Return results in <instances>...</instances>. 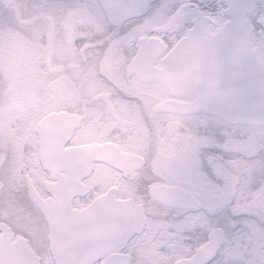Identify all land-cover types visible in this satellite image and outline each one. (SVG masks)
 I'll list each match as a JSON object with an SVG mask.
<instances>
[{"label": "flooded vegetation", "instance_id": "1", "mask_svg": "<svg viewBox=\"0 0 264 264\" xmlns=\"http://www.w3.org/2000/svg\"><path fill=\"white\" fill-rule=\"evenodd\" d=\"M97 3H100L99 0L91 1L89 4L84 1L80 6L75 7L83 13V15L76 17V21L83 24H90V26L86 25L79 29L82 37L77 60L79 67L77 77L75 80H72L67 73H60L58 75V77H64L62 82H72L74 84L77 95L73 101L82 98L87 104L93 103L95 105L94 107H96L94 109L95 113L91 114L89 118L87 117V124L75 137H73L72 132L64 137L62 143L63 154L58 162L51 165L53 167L52 169L44 167L40 154L39 140L36 134V150L43 169L41 181L42 191H39L37 185H35L37 180L33 176L21 177L25 184L30 183L33 186L19 190L17 188L13 189V179H16V176L4 175L6 162L0 160V250L9 244L13 247H18L14 255L20 264H27V258L29 256L34 258V264H57L51 250L54 235L51 231L50 221L41 204L43 202L46 211L53 216L60 211L66 210L67 197L63 196L60 199L52 192V189L58 188L57 185H60L59 188L62 187L65 189L67 187L68 194L77 190L69 202L70 207L75 210L89 208L113 187L117 189L114 194L118 198L133 200L143 204L146 216L143 232L130 236L119 250H113L97 256L88 264H104L108 260L113 259L123 264H138L139 257L136 254L134 255V250L136 249L137 251L140 245H136L134 240L136 237L142 235L147 227L149 219L147 207L149 204L153 203L164 209H169L172 212H183L187 215L193 214L195 212L194 209L200 204V201L197 200L199 204L195 208L170 206L155 198L152 190L149 195L146 194V190L142 187L138 190V186L146 175L143 167L144 161L148 153L153 149L158 156L163 153L169 156L175 155L178 152L182 153L188 163H190V159L194 156L197 158L198 163L197 153L202 144L197 139L199 135L196 134L197 128L194 127V124L198 123L200 119L202 121H208L210 118L214 119V116L207 115L203 112L191 115L162 112L158 106L162 100L170 97L168 88L158 80L142 79L135 72L133 62L139 54L141 39L148 40L151 37H159L162 39L161 37H163L162 40L164 42L169 39L177 42L180 40L177 33L183 28L185 20L189 18L198 22L202 20L203 28L206 31L217 32L227 21L220 14L218 5H223L224 8H227V0H157V3L199 4L201 8L206 10V13L202 14L197 11L193 15L191 12H184L182 10L175 16H171L165 10H161L140 27L135 28L126 37L119 39L114 38V35L109 30L103 34L97 33V29H95L96 27L93 24L98 21L105 22L99 15H96L98 13L94 9V6ZM159 18H164V21L156 25ZM171 20H173L171 28L167 31L159 29ZM48 21H50V18H48ZM139 30H144L145 33L135 37L134 32ZM253 36L254 33L251 40L255 45L263 42H256ZM114 42L116 47H111L110 45ZM164 57L165 53L156 57L153 65L162 67L165 63ZM98 88H102V91H97ZM162 89L166 90V96L162 95ZM61 102L67 104L72 101ZM61 111L71 115L77 114L80 121L85 118L80 111ZM97 112H100L98 117H96ZM166 114L172 116V118H165L164 116ZM131 119L137 120L142 128L128 127ZM102 122L107 125L106 128L98 129V124H103ZM170 122H174L177 126L174 127L170 134L168 133L169 135L166 134L164 136V139L168 141L166 142L168 148L161 150L164 135L161 125L162 123L166 124ZM226 124L235 131H240L242 134L252 137L254 153L258 149L264 148V125ZM114 131L115 134L113 135ZM199 131L203 132L202 129H199ZM94 144L108 145L107 147H109L111 156H115V151L117 152V150L122 154L129 155L130 158L121 163L127 166L128 169L135 168V176H125L124 172L118 169L115 164L103 160L86 161L84 165H79L75 159L73 150L78 147ZM78 160L79 162L81 161V159ZM66 162L70 163L69 167L66 166ZM74 162L75 165L71 166ZM99 167L110 168L116 173L119 180L102 190L98 187L96 181V172ZM257 181L259 187H256L254 190L256 194L255 206H250V211L247 213L260 212L259 199L264 194V174ZM121 182L127 185L126 189L121 186ZM63 184H66V186H63ZM205 184L207 182L203 181L193 186L196 191L191 199H196V196L200 195ZM158 185H170L173 187V192L177 199L187 198L175 184ZM213 193L215 195L229 193L230 197L228 201L235 196V193L231 190L219 193L214 190ZM185 200L188 201L190 199L187 198ZM201 212L204 214L203 211ZM204 216L206 218L208 217L205 214ZM9 221L11 225H15L17 230L27 234L28 238L14 232L13 227L8 223ZM211 234L207 235L205 243L209 241ZM253 234L255 235V233ZM224 240L225 234L223 242ZM222 244L215 257L220 254ZM200 247L193 253H189L180 259L192 257ZM114 254L117 255L114 256Z\"/></svg>", "mask_w": 264, "mask_h": 264}, {"label": "rangeland", "instance_id": "2", "mask_svg": "<svg viewBox=\"0 0 264 264\" xmlns=\"http://www.w3.org/2000/svg\"><path fill=\"white\" fill-rule=\"evenodd\" d=\"M84 1L89 4L94 0H15L7 7L0 2V46L6 43L17 46L9 59L0 60V160L6 162L4 175L16 176L13 189L33 186L21 179L33 176L37 180L35 185L42 191L43 169L36 150L35 127L45 115L53 112L48 110L51 106L61 103L51 89L53 80L60 73H67L75 80L79 73L77 60L82 37L79 29L90 24L76 21V17L83 13L75 7ZM163 21L164 18H159L156 25ZM93 25L97 33L108 32L105 22L98 21ZM142 33L145 31H136L134 36ZM253 39L264 42V34L254 31ZM110 46L116 47L115 42ZM162 95L166 96L165 89H162ZM77 104L85 106L84 112L88 118L95 113L96 107H88L94 104H87L82 98L66 105ZM99 115L100 112H97L96 117ZM164 117L172 118L167 114ZM211 120L200 119L194 127L197 128L199 124V129L204 131L205 124ZM106 126L103 123L97 127L105 129ZM175 126L177 124L174 122L162 123L164 135L161 150L168 148L164 136L170 134ZM128 127L142 128L133 119ZM224 130L231 135V147L238 154L242 153L244 159H236L230 165L219 160L212 161L217 173L223 177V186L215 191H233L235 196L230 201L235 204L236 211L247 214L250 206H255L254 190L259 187L257 180L264 174V165L248 159L254 154L252 137L235 131L227 124ZM197 139L201 144L205 143L203 136L199 135ZM96 176L97 185L102 190L119 180L108 167H99ZM203 181L201 179L199 183ZM120 184L127 188L124 182ZM147 212V227L134 240L136 245H140L137 251L134 250V255L139 257L138 264H174L177 259L193 253L205 243L207 235L218 227L202 212L187 215L153 203L149 204ZM236 219L238 226L229 236H225L220 254L213 261L224 264H258L264 261L263 229L243 216Z\"/></svg>", "mask_w": 264, "mask_h": 264}, {"label": "water", "instance_id": "3", "mask_svg": "<svg viewBox=\"0 0 264 264\" xmlns=\"http://www.w3.org/2000/svg\"><path fill=\"white\" fill-rule=\"evenodd\" d=\"M4 6H9L14 0H0ZM100 3L104 0H99ZM229 4L233 0H227ZM109 3H119L120 0H107ZM130 3H141L142 0H129ZM198 33L193 36L189 33L183 40L176 43V48L169 51L165 56V65L161 68L153 65L156 57L167 49L165 43L159 38L149 40L142 39L140 51L133 62L135 72L145 80H158L169 89L170 98L159 104V109L165 112H174L183 115L206 112L203 109L197 110L198 96L196 87L207 81L209 86H214L216 74L223 68L225 63H243L250 79L253 82V89L250 92V108L246 115L240 117V123L230 124H252L263 125L258 116L260 105V66L264 63L260 52L264 44L253 46L250 36L253 32L251 24L244 19L234 39V47L229 55L218 53L211 48V39L223 31L227 22L222 28L211 33L205 31L202 20L195 21ZM201 22V23H200ZM173 25V20L164 25L161 30L167 31ZM64 77L60 76L54 80L52 89L57 93L61 101H71L76 98L77 92L71 82H62ZM182 98L184 100L178 99ZM80 122L77 114H68L63 111L52 112L46 115L37 123L36 132L39 138L41 159L45 168L52 169L51 165L58 162L63 154L62 143L65 136L69 135L77 123ZM106 144H94L78 147L73 150L75 159L80 165L86 161L103 160L111 162L122 170L125 176H135V168L128 169L121 162L130 158L118 150L115 156L110 155ZM81 155V157H79ZM176 155V154H175ZM174 155L161 154L160 166H166L167 160ZM78 159H81L79 162ZM197 158L192 156L189 163V171L195 173ZM70 163L66 162L69 167ZM75 165V162L71 166ZM67 168V167H65ZM66 186V184H63ZM52 189L53 194L60 199L67 197L65 211L57 214H49L41 202L43 210L50 221L51 231L54 235L51 243V250L57 264H88L97 256L106 254L113 250H119L122 244L135 233H141L144 229L146 216L143 204L131 200L118 199L114 194L116 188H111L108 193L99 198L89 208L75 210L69 205L70 198L77 190L68 194V188ZM206 187L203 186L202 190ZM80 189V188H79ZM173 187L158 185L152 188L153 195L162 202L176 207L195 208L199 203L195 198L177 199ZM67 193V194H65ZM113 194V195H112ZM214 195L216 206L225 204L229 193ZM192 201H195L193 203ZM259 209L264 210V194L259 199ZM224 233L215 230L210 240L191 257L177 261L175 264H208L219 249ZM117 254H114V256ZM211 258V259H210ZM104 264H123L108 260Z\"/></svg>", "mask_w": 264, "mask_h": 264}, {"label": "snow or ice", "instance_id": "4", "mask_svg": "<svg viewBox=\"0 0 264 264\" xmlns=\"http://www.w3.org/2000/svg\"><path fill=\"white\" fill-rule=\"evenodd\" d=\"M94 9L108 25L109 32L117 39L126 37L161 10H165L171 16H175L182 10L191 12L193 15L197 11L202 14L206 13V10L199 4L157 3V0H142L141 3H130L129 0L109 3L104 0V2L97 3ZM218 9L227 20V24L222 32L211 39L212 50L229 55L233 50L235 36L244 19H247L248 23L252 25L253 31L264 34V0H233V3L229 4L227 8L218 5ZM189 33H192L193 36L198 33L197 24L191 18L185 20L183 28L177 33V36L183 40ZM161 38L163 39V37ZM165 42L168 45L167 51L176 48L174 40L169 39ZM260 55L264 60V49H261ZM260 72L258 116L261 123L264 124V63L260 66ZM253 87V82L243 63H225L216 74L214 86L210 87L207 81L198 85L196 87L198 96L196 109L212 113L214 119L205 124L203 132L199 131L200 126L197 125L196 134L203 136L205 143L198 150V164L195 173L189 171L188 161L179 152L167 160L166 166H159L161 157L153 149L144 161L143 167L146 175L138 186V190L142 187L146 190V194L150 195L153 185L175 184L182 190V194L191 200L196 191L193 186L202 179L207 184L200 195L196 196V200L200 201L199 206L194 209L196 213L203 211L225 236H229L235 231L239 223L236 219L238 216H243L245 220H252L261 229H264V210L259 213L242 214L236 211V206L232 201L216 206L213 195L215 189L223 186V177L217 173L212 161L219 160L230 165L236 159H244L242 153H236L231 147V135L224 129L226 123H240V117L247 114L250 108V92ZM248 159L250 162H259L264 165V148L258 149ZM192 202L195 203V201ZM8 223L11 225L10 221ZM11 226L14 232L28 238L27 234L17 230L15 225ZM17 250L18 247H13L11 244L0 250V264H20L14 255ZM27 264H34V258L29 256ZM212 264H224V262L217 260L212 261ZM258 264H264V261H260Z\"/></svg>", "mask_w": 264, "mask_h": 264}, {"label": "clouds", "instance_id": "5", "mask_svg": "<svg viewBox=\"0 0 264 264\" xmlns=\"http://www.w3.org/2000/svg\"><path fill=\"white\" fill-rule=\"evenodd\" d=\"M17 46L11 43H6L3 46H0V60H7L13 55V51ZM97 91H102V88H98ZM84 105H74V106H69L64 104L63 102L55 104L51 106L48 110L51 111H61L66 108L67 111L72 112V111H80L81 114L85 117L82 119L79 123H77L76 127L73 128L72 134L73 137H75L79 132L82 131L83 127L87 124V113L84 112ZM88 107H94V105H88ZM43 115V113H41ZM115 134V131L113 132V135Z\"/></svg>", "mask_w": 264, "mask_h": 264}]
</instances>
